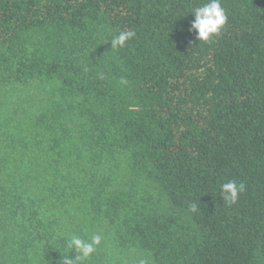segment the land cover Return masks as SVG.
<instances>
[{"label": "trees", "instance_id": "1", "mask_svg": "<svg viewBox=\"0 0 264 264\" xmlns=\"http://www.w3.org/2000/svg\"><path fill=\"white\" fill-rule=\"evenodd\" d=\"M205 2L0 0V264H264V0Z\"/></svg>", "mask_w": 264, "mask_h": 264}, {"label": "clouds", "instance_id": "2", "mask_svg": "<svg viewBox=\"0 0 264 264\" xmlns=\"http://www.w3.org/2000/svg\"><path fill=\"white\" fill-rule=\"evenodd\" d=\"M189 12L194 14V20L189 31H195L197 39L203 42L209 41L214 35L218 34L227 21V15L225 9L221 6L220 0H207L201 6L192 8ZM135 35L136 33L131 30L120 31L111 39V49L117 50L124 47L126 42L134 38ZM121 83L127 84L128 81L122 78ZM244 189L245 185L243 183L237 184L235 181H229L221 185V197L227 205L235 204L238 194L243 192ZM190 210L195 212L197 205L192 204ZM101 241L102 235L100 233H95L87 239L73 235L66 241V253L62 255V264H85L97 252ZM70 250H75L76 255L74 257L69 256ZM139 264H145V262L141 260Z\"/></svg>", "mask_w": 264, "mask_h": 264}]
</instances>
